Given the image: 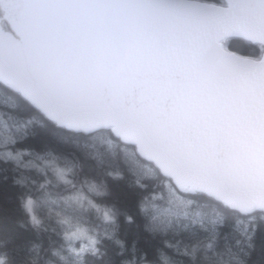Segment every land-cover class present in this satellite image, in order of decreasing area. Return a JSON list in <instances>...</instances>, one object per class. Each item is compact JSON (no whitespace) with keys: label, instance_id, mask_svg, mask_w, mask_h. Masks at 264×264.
<instances>
[{"label":"snow or ice","instance_id":"obj_1","mask_svg":"<svg viewBox=\"0 0 264 264\" xmlns=\"http://www.w3.org/2000/svg\"><path fill=\"white\" fill-rule=\"evenodd\" d=\"M9 172L0 264H264V0H0Z\"/></svg>","mask_w":264,"mask_h":264},{"label":"trees","instance_id":"obj_2","mask_svg":"<svg viewBox=\"0 0 264 264\" xmlns=\"http://www.w3.org/2000/svg\"><path fill=\"white\" fill-rule=\"evenodd\" d=\"M25 143L30 148H36L37 150L43 148L46 143L44 130L39 126H33L32 135L26 138ZM47 146L50 149H53L57 152L67 153L72 150L70 146L58 147L57 145L51 143H48ZM106 150H107L106 146L102 144H96L94 147H91L89 149V151H100V152H105ZM8 175H9V180L4 185L3 191L0 192V215L6 218V222L10 229H12L13 231H22L16 228V221L22 219V214L15 200L16 189H14L11 186L12 174L9 172ZM30 175H34V174H30ZM35 178L40 180V182H43L41 177H35ZM124 183L125 182H121V186H123ZM261 244H264V237L257 235L256 238L257 251H259Z\"/></svg>","mask_w":264,"mask_h":264},{"label":"rangeland","instance_id":"obj_3","mask_svg":"<svg viewBox=\"0 0 264 264\" xmlns=\"http://www.w3.org/2000/svg\"><path fill=\"white\" fill-rule=\"evenodd\" d=\"M25 159L27 160V159H30L29 157H25Z\"/></svg>","mask_w":264,"mask_h":264}]
</instances>
